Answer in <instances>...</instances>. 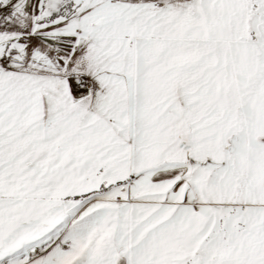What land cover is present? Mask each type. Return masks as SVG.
<instances>
[{"label":"snow or ice","instance_id":"6c2138e0","mask_svg":"<svg viewBox=\"0 0 264 264\" xmlns=\"http://www.w3.org/2000/svg\"><path fill=\"white\" fill-rule=\"evenodd\" d=\"M0 264H264V0H0Z\"/></svg>","mask_w":264,"mask_h":264}]
</instances>
